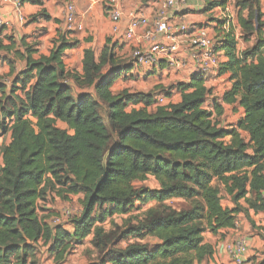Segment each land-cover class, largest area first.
<instances>
[{"label":"trees","instance_id":"trees-1","mask_svg":"<svg viewBox=\"0 0 264 264\" xmlns=\"http://www.w3.org/2000/svg\"><path fill=\"white\" fill-rule=\"evenodd\" d=\"M259 2L236 3L246 11L245 17L238 16L241 39L247 43L254 37L252 47L237 51L231 27L215 38V52L226 58L218 74L228 73L232 83L222 101L233 104L239 97L244 112L237 129L228 131L217 127L220 105L213 104V111L203 108L209 90L200 76L176 86L179 103L149 112L156 102L152 94L111 92L134 66L129 59L122 62L109 41L98 58L92 50L84 51L82 75H77L66 72L63 63V54L76 42L59 36L47 57L33 60L35 51L21 40L24 53L17 57L26 68L8 86L0 78V138L10 135L8 145L0 148V264H27L39 243L56 262L63 261L72 242L80 245L90 235L96 260L88 264H200L213 254L203 244L205 232L233 229L238 214L264 211V24ZM224 4L212 2L207 10ZM70 83L93 95L74 97ZM98 100L107 106V125ZM58 122L67 130L59 129ZM240 131L248 134V142ZM148 178L158 190L136 189V182ZM221 193L233 208L222 206ZM52 194L83 198L70 233L39 217V201ZM175 199L187 201L189 208L175 211L165 204ZM137 201L156 206L118 235L117 242H136L116 247L110 242L113 236L97 224L128 214ZM145 238L156 243H141Z\"/></svg>","mask_w":264,"mask_h":264},{"label":"crops","instance_id":"crops-1","mask_svg":"<svg viewBox=\"0 0 264 264\" xmlns=\"http://www.w3.org/2000/svg\"><path fill=\"white\" fill-rule=\"evenodd\" d=\"M36 1L39 4L33 5L27 1L21 2L20 12L23 21H20L13 6L0 0V45L2 47L0 49V78L6 86L10 84L16 73L26 68V62L17 57V55L24 53V47L21 45L22 39L26 46L32 47L35 51L31 55L33 60H38L41 56L47 57L53 47V41L59 36H63L68 41L76 42L75 48L63 54V63L66 72L77 75H82L84 51L92 50L95 57L98 58L106 44L105 39H111V23L108 18L107 8L108 0ZM216 1L219 0H185L183 5L176 3L171 8H168L166 16L171 24L182 23L205 26L214 39L216 36H220L219 33L231 27L237 41V51H241L238 39L239 37L241 38L242 31L238 23V16L245 17L246 11H241L236 6V2L239 0H235L234 7L231 5L233 0H225L223 6H217L208 11V5ZM67 4H72L76 13L74 24L70 27L64 21ZM259 4L262 14L261 21L264 24V0H260ZM115 6L122 13L120 27L123 29L129 14L137 12L146 18H151L157 10L162 8L163 3L162 0H115ZM233 9L235 10L236 19L232 16L231 11ZM41 14L44 16H41ZM34 15L38 16L31 20L30 17ZM79 27L81 30H78ZM262 37L264 39V27L262 29ZM112 42H115V39ZM115 43H117V46L114 52L118 57L129 59L126 54L132 49L131 45L120 41ZM176 58L179 62L177 68H168L163 64L161 65L162 68L153 70L133 67L129 74L125 77L122 76L113 84L111 92L114 95L119 94L120 92L114 93L112 90L114 87L117 89L121 85V81L126 77L134 76L142 80L144 76L150 80L152 75H157L162 78L155 85L165 87L164 84H170L168 89L160 91V93H164V96H158V99L162 100L160 106H167L180 102V93L177 91L176 86L189 83L191 77L197 75L204 79V85L209 90V95L206 97L203 108L205 109L208 106L213 111V104L221 106L222 114L216 117L217 127L227 131L237 129V123L244 116L243 109L238 104L239 97L233 104H225L222 101L224 93L231 88L232 83L229 81V74L219 75V69L217 71H209L203 75L197 73L195 57L189 49H183L178 52ZM217 58L220 65L226 61L222 51L217 52ZM10 65L13 67V74L10 73ZM105 69L107 70V68ZM165 77H168L166 81ZM69 85L74 97L84 94L93 95L91 89H79L72 83ZM128 92L134 93V91ZM135 93L155 96L154 93L150 92L136 91ZM153 107H155V103L150 108ZM150 108H148L149 112L155 111V109L150 110ZM57 127L67 130V127L60 122L57 123ZM68 133L72 134V131ZM240 134L245 142H248V134L241 131ZM228 140L229 138H226V141ZM9 142V134L2 136L0 138V147L8 145ZM262 195L264 197V192ZM78 196L81 197L82 201V196ZM224 198V202L221 200L222 206L229 209L233 208L234 205L228 197L225 196ZM240 204L244 207L243 203ZM62 228L69 233L72 232L71 225L70 227L62 226ZM239 239H244L247 247L243 264H264V211L257 214L249 211L247 216L240 213L237 216L235 228L220 230L216 235L209 232L203 234V244L210 245L213 249V254L200 264H234L227 252V247Z\"/></svg>","mask_w":264,"mask_h":264},{"label":"built area","instance_id":"built-area-1","mask_svg":"<svg viewBox=\"0 0 264 264\" xmlns=\"http://www.w3.org/2000/svg\"><path fill=\"white\" fill-rule=\"evenodd\" d=\"M5 4H11L23 21L20 12V0H2ZM185 0H162L163 6L157 10L151 18H146L139 13H131L123 29L120 27L122 13L115 6V0H108V18L111 23V40L120 41L131 45L132 52L129 58L136 68L158 69L161 65L168 68H177L179 62L176 54L183 49H189L195 57L197 73L203 75L209 71H217L220 67L216 41L207 27L195 24H171L166 16V10L174 4L183 5ZM75 9L72 4L65 8L64 21L70 27L75 21ZM1 24V23H0ZM78 30H81L79 27ZM184 46V47H183ZM156 104H162L157 99ZM206 107L205 110H211ZM77 216V215H76ZM71 213L62 210L52 218L48 224L61 226V221L70 219ZM247 247L244 239H239L227 247V252L234 264H243Z\"/></svg>","mask_w":264,"mask_h":264},{"label":"rangeland","instance_id":"rangeland-1","mask_svg":"<svg viewBox=\"0 0 264 264\" xmlns=\"http://www.w3.org/2000/svg\"><path fill=\"white\" fill-rule=\"evenodd\" d=\"M237 3V2H236ZM235 0L231 2V5L234 7ZM232 16L235 18V10L233 9ZM236 19V18H235ZM215 21V20H212ZM262 22V21H261ZM239 45L241 51H245V49L248 47H252L254 44L253 37L248 39L246 41L247 43L243 42L241 38L239 37ZM109 41L108 44L111 46H117V43L112 42L111 39H105V42ZM243 49V50H242ZM131 52L132 49L126 54L131 58ZM122 62H126L127 59H121ZM138 78V77H137ZM135 78L134 76L126 77L121 81V85L116 89L112 90L114 93L122 92V91H142V92H150L154 93L155 101H157L158 96H164V93H160L161 90H166L168 87H170V84H164L165 87L160 85H155L158 83V81H161V76L152 75V79H146V77L143 76L142 80H139ZM168 77H165V81ZM150 81V83H148ZM127 89V90H122ZM0 95V100H1ZM99 103V115L103 122L106 123V115H107V106L105 103H103L101 100H98ZM155 102V107L150 108L156 109L158 106ZM4 141V139H3ZM1 148V147H0ZM215 186V184H213ZM136 189L138 190H149V191H156L158 190V184L152 179L148 178L144 182H136L135 184ZM222 202L225 201V196L223 193H221ZM168 207L175 211H182L189 208V204L185 200H171L165 203ZM156 203L154 201H150L148 203H143L141 201H137L131 208V210L128 212V214L124 216H113L108 217L103 223L97 224L98 226H101L103 230L106 232V235L113 236L111 238V241L116 247L123 248L126 246V244L130 242H136L134 239H128L127 241H119L118 235L121 231L125 230L128 226L134 225L137 221V219L141 218L144 213L149 210L152 207H155ZM44 209V210H42ZM81 197L80 196H70L69 198H61L56 196L55 194L49 195L46 198V202L43 203V201H39L38 203V213L39 217L41 219H45V221L48 223L50 218L54 216L55 213H58L62 210H67L71 213L70 219H65L61 221V226H68L70 227L71 221L73 220L76 215H78L81 211ZM99 212L96 210L94 211L93 215H98ZM206 233V232H205ZM204 233V234H205ZM93 236H88L80 245L75 244L72 242L70 244L71 250L70 253L66 256V258L63 261L56 262L55 256H52L48 252V247L43 245L42 243H39L35 246V255L33 260H29L27 264H88L92 261L96 260V251L94 250L93 244H92ZM139 242V241H138ZM141 243H148L149 246H152L156 243L154 239H147L145 238ZM111 245V244H109ZM109 247V246H108Z\"/></svg>","mask_w":264,"mask_h":264},{"label":"water","instance_id":"water-1","mask_svg":"<svg viewBox=\"0 0 264 264\" xmlns=\"http://www.w3.org/2000/svg\"><path fill=\"white\" fill-rule=\"evenodd\" d=\"M253 2L255 1V0H252ZM104 165V164H103Z\"/></svg>","mask_w":264,"mask_h":264}]
</instances>
